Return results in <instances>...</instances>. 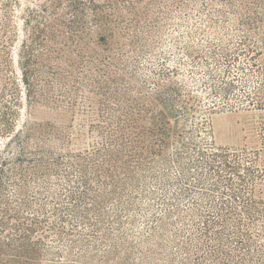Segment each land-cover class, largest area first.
I'll return each instance as SVG.
<instances>
[{
	"label": "rangeland",
	"instance_id": "374dc122",
	"mask_svg": "<svg viewBox=\"0 0 264 264\" xmlns=\"http://www.w3.org/2000/svg\"><path fill=\"white\" fill-rule=\"evenodd\" d=\"M81 1L73 7L71 0L55 6L50 0H0V35L6 40L11 71L21 77L24 56L40 74L45 92L29 98L21 87L16 135L0 140V156L15 157L30 140L31 151L33 143L44 144V160L55 170V158L86 155L102 142L111 124L127 118L140 92L153 88L152 79L176 76V71L180 78L175 80L184 81L201 99L198 125L191 123L189 130L191 138L199 135L205 154L261 148L264 111L234 109L223 102L212 109L206 75L214 73L219 80L236 75L237 63L229 62L222 49L237 53L242 40L264 37V0ZM245 21L252 27L242 26ZM186 45L199 52L193 53L195 60L183 52ZM24 46L29 47L26 55ZM211 51L214 59L205 57ZM203 117L207 123L200 126ZM198 159L189 150L184 165L170 162L139 176L138 186L127 191L130 210L121 212L126 222L122 236L113 217L117 208L112 202L106 205L105 213L112 216L105 231L116 233L121 245L127 232L134 248L122 249L118 260L105 264H216L209 252L217 243L207 245L202 229L214 213L211 203L222 201L224 189L218 175L198 167ZM47 172L59 185L55 193L61 195L57 202L62 213L69 214V191L78 193L82 187L79 172H71L70 178ZM49 206L53 209L54 204ZM158 218L162 223L151 232ZM151 237L154 248L144 245Z\"/></svg>",
	"mask_w": 264,
	"mask_h": 264
},
{
	"label": "trees",
	"instance_id": "16d2710c",
	"mask_svg": "<svg viewBox=\"0 0 264 264\" xmlns=\"http://www.w3.org/2000/svg\"><path fill=\"white\" fill-rule=\"evenodd\" d=\"M71 1L73 7L83 2ZM50 3L61 5L64 0ZM242 26L252 27L249 21ZM240 47L233 54L222 49L229 62L237 63L236 75L219 80L214 73H205L213 100L210 106L213 109L223 102L234 109L264 111V37L254 42L246 38ZM28 49L23 47L25 55ZM191 50L190 45L183 47L186 56L195 60L193 53L197 51ZM214 55L211 51L205 57L214 59ZM21 58L18 78L11 71L6 40L0 35V140L16 135L21 87L29 98L44 96L40 74L30 69L24 56ZM175 75L152 79L153 88L140 92L137 106H132L118 125L111 124L101 143L86 155L55 158L59 167L55 170L44 160V144L33 143L31 151L30 140L17 149L15 157L0 156V264H105L118 260L123 251L134 246L127 232L121 245L116 242V233L105 231L112 216L105 213L106 205L112 202L117 208L113 217L122 236L126 222L121 212L130 210L128 188L138 186L139 176L156 166L170 162L184 165V153L189 150L199 157L198 167L218 175L223 184L222 201L211 203L214 213L208 214L202 229L207 245L217 243L209 252L211 257L216 264H264V132L258 150L213 149L205 154L198 145L199 135L191 138L189 130L191 123L198 125L201 99L184 81L177 80L178 71ZM201 120L200 126L207 123L205 117ZM44 170L46 174L40 175ZM47 171L67 178L71 172H79L76 177L82 187L78 193L69 191V214L62 213L57 202L61 195L55 193L59 185H54ZM51 203L53 209H49ZM161 223L158 218L151 232ZM146 241L144 245L154 248L152 237ZM225 243L232 247L231 252L226 251Z\"/></svg>",
	"mask_w": 264,
	"mask_h": 264
}]
</instances>
